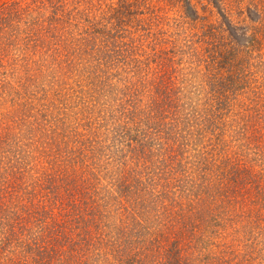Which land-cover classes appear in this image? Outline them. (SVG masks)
<instances>
[{"label":"trees","instance_id":"obj_1","mask_svg":"<svg viewBox=\"0 0 264 264\" xmlns=\"http://www.w3.org/2000/svg\"><path fill=\"white\" fill-rule=\"evenodd\" d=\"M32 1L14 0L0 7V142L21 143L15 130L25 125L22 116L30 104L26 98H34L37 88H46L45 80L53 71L75 63L80 91L72 90L69 96L64 93L43 114L47 126L54 129V134L45 131L47 136L40 137L44 145L50 146L48 151L41 152L46 161L36 167L28 157L25 163V156L6 146L0 147L2 249L9 243H18L20 247L33 236L34 244L21 249L25 255L20 258V264H223L231 249L253 230L251 211L258 208L256 199L252 198L260 195L264 198V174L255 178L258 188L252 197L248 195V200L230 195L228 181L255 175L246 165L241 166L238 152L224 151L227 143L221 142L220 135L217 144L208 151L212 158L194 164L197 174L179 163L181 169L175 167L165 142H170L172 149L177 140L173 127L192 118L180 116V120L175 113L185 105L175 98L188 87H162V83L157 87L148 82V76L136 75L135 80L128 75L130 67L135 74L143 69L140 65L149 57L147 50L154 48L144 38L128 35L140 23V14L148 6V0L111 3L94 0L90 5L89 1L83 5L76 0ZM12 11L14 15L10 18ZM36 13L45 31L30 35V41H39H31L35 48L45 41L48 46L41 49L47 51L50 46H56L59 41L56 39L69 37L65 40L67 46L62 48L72 50L68 44L74 41L80 43V51L72 50V59L40 58L41 65L34 68L32 75L31 57L22 56L20 51L24 49L12 43L15 49L9 54L8 39L11 41L19 33L21 26L17 22L26 26L31 22L30 28ZM13 19L16 21L12 22ZM46 35L50 37L41 38ZM135 55L142 59L132 64L129 58ZM63 77L57 79L60 85L54 91L66 87ZM15 82L18 87H25L23 94L13 85ZM34 83L37 87L32 88ZM119 83L128 87L121 92H129L130 101L112 99L113 94L120 93ZM142 85L148 88L144 107L147 115L143 114L137 94ZM105 93L108 96L102 98ZM21 99L25 103L19 102ZM22 107H26L23 113ZM189 110L193 107L189 106ZM173 113L177 124L167 119ZM193 118L192 123L197 121L198 125V117ZM165 119L166 127H163L161 122ZM40 122L33 121L30 125H44ZM152 124L167 130L162 132L168 135L165 140L164 136L153 135ZM223 151L226 159L221 161L229 166L228 172L222 168V162L212 165L211 159L218 160ZM23 152L34 153V146ZM244 152L243 157L247 156ZM253 158H249L250 163ZM5 173L20 177L13 180L14 177L9 178ZM246 202L249 210H242ZM22 212L30 216V226L26 225L24 235L16 236L8 223L18 219ZM5 224L9 227L4 228ZM59 242L68 243L70 252L57 258L54 255ZM91 243L108 244L94 247ZM3 254L0 252L1 258ZM9 259L2 264H14Z\"/></svg>","mask_w":264,"mask_h":264},{"label":"rangeland","instance_id":"obj_2","mask_svg":"<svg viewBox=\"0 0 264 264\" xmlns=\"http://www.w3.org/2000/svg\"><path fill=\"white\" fill-rule=\"evenodd\" d=\"M12 1L14 0H0V7L4 3ZM35 1L41 2V0L32 2ZM92 1L94 0H76L77 3L83 5H86L87 2L90 5ZM105 1L111 3L113 0ZM94 4L96 5V3ZM7 11L4 10L6 13ZM13 15L14 11L10 12V18H13ZM35 15V21H32ZM140 15L141 21L136 25L139 29L136 30V26H133L134 33L132 35L128 33V35L130 38L133 35L136 38L142 37L147 45L149 41L154 48L151 51L147 50L149 57L140 65L144 70H138L135 74L134 69L130 67L128 75L135 77V80L137 79L136 75L140 78L148 76V82L157 84V87L160 83H162V87H188L184 93L180 92L177 99L175 98V100H179V103L185 104L181 111L176 110L175 113L180 120V116L192 118L180 121L179 126L173 127L174 132H177L174 150L171 149L170 142H165V147L170 148L166 149L170 150L169 155L173 158L175 167L181 169L184 166L185 170L197 174L198 170H195V165L200 164L207 157L212 158L211 152L208 151L214 144H217L216 141L220 135L221 142L227 143L224 151L228 149L230 154L233 151L238 152L241 166L246 165L253 171L252 175H255L245 177V180L239 178V181L236 182L228 181L227 184V192L230 195L248 200V195L252 197L258 188L255 178L264 174V0H148V6ZM34 16L31 15L33 23L30 28L31 22H28V26L26 23L19 24L17 22V26H21L19 33L16 37H11V41L8 39L9 54L13 53L10 50L14 51L15 47L18 49L20 47V50L22 47L24 51H20L21 55L31 57L32 75L35 74L34 68L37 69L41 65L40 58H44L46 61L50 57L56 58L57 56V59H64L66 56L67 59L74 56L72 50L80 51L78 47L80 43L74 41L68 44L72 50L62 48L67 46L65 40L69 37L56 39L59 40L56 41V46H50L51 49L49 48L47 51L41 49V46H48L45 41L35 48L36 44L31 41L37 43L39 41L34 39L30 41V35H36L37 31L44 30L45 25L38 18L37 13ZM17 18H19V13ZM14 21L16 20L13 19L12 22ZM147 29H150V32ZM69 31L67 30L68 34H70ZM67 32L63 34H67ZM49 37L46 35L41 38ZM136 40L138 41V39ZM11 43L15 47H12ZM139 58L140 55H135L129 59L133 64ZM45 71L47 72L46 69ZM76 73L78 72L75 63L64 65L63 68H58L57 71L48 75L45 80L46 88H37L38 93L33 94L34 98L23 97L30 104L26 106L28 109L26 113H23L26 107L20 109L23 113L22 117H24L22 123L25 125L22 129L15 130L17 133L15 136L20 139L21 143L6 145L0 142V147L6 146L17 155L25 156L24 162L28 157L36 167L40 162L46 161L41 152L48 151L50 146L44 145L40 137L54 134V129L47 126L43 114L47 111L48 105L49 107L56 105L62 96H65L64 93L69 96L72 90L80 91ZM62 76H64L63 83L66 84V87H62L60 91H54L60 85L57 79ZM218 83L220 85L215 87L214 85ZM221 83H224L223 86ZM13 85L16 89H20L21 94L24 93L25 87H18L16 82ZM122 85L119 83L120 93H115L117 97L113 94L112 99L127 98L130 101L132 96L129 95V92L128 94L121 92L128 87H121ZM143 85L138 87L140 93L137 94L140 95L143 114L147 115L144 107L148 99V88ZM34 87H37L36 83L32 84V88ZM199 87H202L203 92ZM144 91L145 93H141ZM107 96L105 93L102 98ZM14 99H18V97H14ZM24 100L17 101L23 104ZM8 106L10 107V102ZM189 106H192L193 110H189ZM3 113L5 114V111H2V117L5 116ZM175 113L167 115L168 121L175 120ZM193 115L198 117L197 120H200L198 125L197 121L192 123ZM39 120L44 125H30L33 121L38 123ZM177 122L175 120L174 124ZM161 125L166 127V119L161 122ZM156 128L152 124V129ZM153 130V135L164 136V140L168 136L162 133L163 131L167 133L165 128L158 127L156 131L154 130L155 132ZM45 131H47L46 134L43 133ZM32 141L34 143L28 146ZM26 142L28 143L25 146ZM33 146L34 153L23 152L30 150ZM224 151L219 154L218 160L211 159L212 165H218L226 159ZM244 151L247 156L243 157L241 154L245 153ZM31 154L33 157L30 156ZM251 157H254L255 160L250 163L249 158ZM178 163L182 166L180 167ZM222 168L226 169V172L229 171V166L223 162ZM5 174L9 178L14 177L13 180L20 177L15 174ZM179 175L177 174L178 177ZM228 190H234V193ZM253 199H256V208H258V211L252 210L254 205H250L253 230L247 227V231L251 232L241 238L242 242L238 243L234 250L231 249L229 258L225 259L223 264H264V198L260 195ZM244 204L242 210L246 208L249 210L247 202ZM237 208L239 210L238 206ZM24 213L26 212H22L18 219L8 223L13 226L16 236L24 235L26 225L30 226L28 220L30 216ZM47 219L45 218V221ZM3 226L4 228L9 227L7 224ZM24 242L20 247L18 243H9L4 250L0 245V252L4 253L2 258L0 256V264L6 262L3 260L8 258L12 263L20 264V258L25 255L21 249L34 244V237L30 236ZM91 244L94 247H103L108 243ZM56 246L58 250L55 257L58 258L63 253L64 256L69 254L68 243L59 242L56 243ZM137 248H139L138 245ZM111 255L114 257L113 254ZM112 256L111 259H113Z\"/></svg>","mask_w":264,"mask_h":264}]
</instances>
